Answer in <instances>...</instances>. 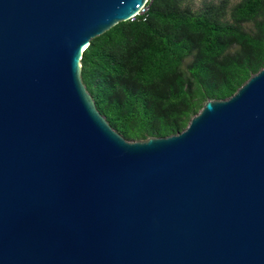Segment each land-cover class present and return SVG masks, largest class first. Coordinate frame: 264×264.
<instances>
[{
    "label": "water",
    "instance_id": "obj_1",
    "mask_svg": "<svg viewBox=\"0 0 264 264\" xmlns=\"http://www.w3.org/2000/svg\"><path fill=\"white\" fill-rule=\"evenodd\" d=\"M148 0H0V264H264V66L128 141L81 77Z\"/></svg>",
    "mask_w": 264,
    "mask_h": 264
},
{
    "label": "trees",
    "instance_id": "obj_2",
    "mask_svg": "<svg viewBox=\"0 0 264 264\" xmlns=\"http://www.w3.org/2000/svg\"><path fill=\"white\" fill-rule=\"evenodd\" d=\"M146 6L92 38L80 60L97 110L128 141L182 131L264 66V0Z\"/></svg>",
    "mask_w": 264,
    "mask_h": 264
},
{
    "label": "rangeland",
    "instance_id": "obj_3",
    "mask_svg": "<svg viewBox=\"0 0 264 264\" xmlns=\"http://www.w3.org/2000/svg\"><path fill=\"white\" fill-rule=\"evenodd\" d=\"M219 0H187V3L191 6L192 9H199L204 3L208 2H217ZM238 0H229L230 4H234Z\"/></svg>",
    "mask_w": 264,
    "mask_h": 264
},
{
    "label": "built area",
    "instance_id": "obj_4",
    "mask_svg": "<svg viewBox=\"0 0 264 264\" xmlns=\"http://www.w3.org/2000/svg\"><path fill=\"white\" fill-rule=\"evenodd\" d=\"M146 9H147V7L142 8L138 14H142V13H144ZM133 17H134V16H133Z\"/></svg>",
    "mask_w": 264,
    "mask_h": 264
}]
</instances>
